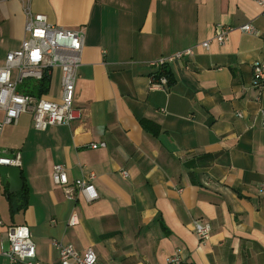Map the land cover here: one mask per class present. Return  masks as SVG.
<instances>
[{"label": "crops", "instance_id": "obj_1", "mask_svg": "<svg viewBox=\"0 0 264 264\" xmlns=\"http://www.w3.org/2000/svg\"><path fill=\"white\" fill-rule=\"evenodd\" d=\"M25 4L0 0V67L24 39ZM29 7L52 25L83 28L74 91L82 112L70 126L36 131L22 114L3 128L0 155H20L25 188L9 194L0 181V247L8 227L26 225L36 264H58V242L91 249L99 264H166L177 249L187 264H264V89L251 71L264 59L262 9L252 0H30ZM246 23L255 35L234 30L224 45L198 46L217 24ZM192 47V57L168 66L172 86L151 89L148 63ZM35 82L24 79L21 90ZM60 96L54 69L40 97ZM54 165L69 183L93 173L98 199H67L53 184ZM73 214L76 226L68 225ZM194 223L209 225L204 242ZM0 264L10 262L0 255Z\"/></svg>", "mask_w": 264, "mask_h": 264}, {"label": "built area", "instance_id": "obj_2", "mask_svg": "<svg viewBox=\"0 0 264 264\" xmlns=\"http://www.w3.org/2000/svg\"><path fill=\"white\" fill-rule=\"evenodd\" d=\"M261 9L264 18V0H252ZM30 0H26L24 7L25 25L24 39L19 50L6 55L5 63L0 67V136L7 125L17 123L20 115L31 116L32 128L44 131L52 126H70L81 118V109L74 104V91L78 80V70L81 66L84 47V30L65 29L48 22L42 14L33 13L29 7ZM234 30L243 34L255 35L256 31L250 23L236 28L217 24L211 38L198 46L207 50L212 43L224 45L230 33ZM195 53V47L187 48L167 57L148 63L153 73L150 79V88L166 91L168 79L162 71L175 60L190 58ZM60 71L59 101L46 100L43 97H33L23 94L18 86L27 78L40 81L44 75L50 77L51 72ZM253 83L256 88L264 89V59L251 65ZM16 73L15 78L12 77ZM241 117V114H237ZM261 126L264 128V110L261 111ZM104 143L91 144L90 149L103 148ZM21 157L15 154L8 157L6 153L0 155V166L20 167ZM126 176V172H121ZM51 178L53 184L60 187L67 199H75L81 195L90 203L98 199L93 186L95 175L90 173L84 178L69 183L65 169L61 165H54ZM79 224V218L73 214L68 222L70 226ZM0 221V227H2ZM194 234L198 241L204 242L210 237V227L207 224L194 223ZM7 247H0V255L7 258L10 264H36V250L31 238L30 230L26 225L10 226L5 232ZM59 254L58 264H99L95 253L91 249L79 252L71 246L55 243ZM166 264H187L181 251L177 249Z\"/></svg>", "mask_w": 264, "mask_h": 264}, {"label": "water", "instance_id": "obj_3", "mask_svg": "<svg viewBox=\"0 0 264 264\" xmlns=\"http://www.w3.org/2000/svg\"><path fill=\"white\" fill-rule=\"evenodd\" d=\"M0 181L2 186L8 187L9 194L20 191L24 186L19 167L0 166Z\"/></svg>", "mask_w": 264, "mask_h": 264}, {"label": "trees", "instance_id": "obj_4", "mask_svg": "<svg viewBox=\"0 0 264 264\" xmlns=\"http://www.w3.org/2000/svg\"><path fill=\"white\" fill-rule=\"evenodd\" d=\"M161 74L166 76V78L168 79V87L172 86L173 79H172L171 74L169 73V70L166 68L162 71ZM30 84H33V82H30ZM48 85H49V76L44 75V77L40 81H36L34 85H31L30 89H28L25 92L20 90V92L23 94H28V95L34 96V97H40L41 95L46 94V92L48 91ZM24 188H23V190H24ZM5 190H6V188H5ZM12 211H13V209H12Z\"/></svg>", "mask_w": 264, "mask_h": 264}, {"label": "rangeland", "instance_id": "obj_5", "mask_svg": "<svg viewBox=\"0 0 264 264\" xmlns=\"http://www.w3.org/2000/svg\"><path fill=\"white\" fill-rule=\"evenodd\" d=\"M18 89L21 90V89H22V85H19V86H18Z\"/></svg>", "mask_w": 264, "mask_h": 264}]
</instances>
